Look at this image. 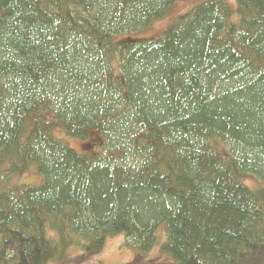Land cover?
Returning a JSON list of instances; mask_svg holds the SVG:
<instances>
[{
  "label": "trees",
  "instance_id": "trees-1",
  "mask_svg": "<svg viewBox=\"0 0 264 264\" xmlns=\"http://www.w3.org/2000/svg\"><path fill=\"white\" fill-rule=\"evenodd\" d=\"M177 1L0 0V169L43 176L0 189V264H78L117 236L136 259L264 254V194L242 180H264V0L128 35Z\"/></svg>",
  "mask_w": 264,
  "mask_h": 264
},
{
  "label": "rangeland",
  "instance_id": "rangeland-1",
  "mask_svg": "<svg viewBox=\"0 0 264 264\" xmlns=\"http://www.w3.org/2000/svg\"><path fill=\"white\" fill-rule=\"evenodd\" d=\"M204 1L206 0H178L170 16L156 22L150 28L138 30L128 35L134 38H150L159 35L174 23L176 16L192 10ZM227 1L236 8V0ZM54 132L58 137L64 138L69 146L78 153L92 154L94 152L92 140L74 139L66 136L63 132ZM242 180L251 190L264 194V180L251 174L244 175ZM42 181L43 176L38 172L35 165H31L24 173H12L7 167L0 169V189L16 185H40ZM159 246L160 244H156L145 256L140 255L141 259H136L135 251L126 246L123 236L111 237L100 255L78 264H97L98 260H101L102 264H177L172 258L161 255ZM79 255L80 250L78 248L70 251L72 257L79 258ZM243 264H264V254H260L259 257H252Z\"/></svg>",
  "mask_w": 264,
  "mask_h": 264
}]
</instances>
